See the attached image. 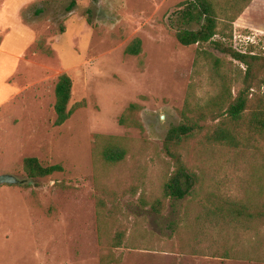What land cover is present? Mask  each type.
Listing matches in <instances>:
<instances>
[{"label": "rangeland", "instance_id": "374dc122", "mask_svg": "<svg viewBox=\"0 0 264 264\" xmlns=\"http://www.w3.org/2000/svg\"><path fill=\"white\" fill-rule=\"evenodd\" d=\"M72 1L0 0L2 79L23 56L10 78L18 94L0 109V174L23 181L0 185V264H264V222L244 235L198 220L215 208L264 209V134L238 149L203 135L183 143L199 183L185 199L164 196L174 169L164 140L182 122L197 50L171 28L185 0H75L69 9ZM242 14L250 28L235 30L230 44L247 52L264 45V0ZM135 38L142 52L127 54ZM64 73L73 81L72 114L57 126L55 86ZM196 92L204 93L199 85ZM216 122H202L203 133ZM97 134L121 138L125 159H97ZM29 156L63 171L30 179ZM120 231L123 246L115 247Z\"/></svg>", "mask_w": 264, "mask_h": 264}, {"label": "trees", "instance_id": "16d2710c", "mask_svg": "<svg viewBox=\"0 0 264 264\" xmlns=\"http://www.w3.org/2000/svg\"><path fill=\"white\" fill-rule=\"evenodd\" d=\"M97 1V0H92ZM253 0H185L178 4L171 16V28L180 44L197 45L192 85L182 110V122L173 125L164 140V151L173 161L170 178L164 185L166 198L185 199L194 195L199 177L193 172L181 150L183 143L199 135L209 144L238 149L247 145L249 137L264 134V45H251L247 52L234 49L230 41L234 37V23ZM76 5L73 0L69 6ZM195 25V26H194ZM224 54L220 57L208 48ZM142 40L133 39L126 53L139 55ZM230 57L232 60H227ZM234 61L239 64L234 63ZM204 93L199 95L196 86ZM73 81L66 73L58 77L55 86V125H63L71 116L69 108ZM196 98L198 99L196 101ZM136 108L131 104L127 111ZM124 114L120 122L123 123ZM197 117V118H196ZM207 120L217 121L209 126ZM126 144L111 135H95L94 156L109 164H116L127 156ZM24 171L28 178L36 180L63 171L60 164L45 165L39 158L24 159ZM27 184L26 186H28ZM135 193V191H134ZM162 204L153 202L152 208L161 211ZM199 217L209 226H237L243 234L256 230L254 223L264 222V209L252 206L242 208H215ZM221 229V230H222ZM125 233L120 231L113 238L115 247L123 246Z\"/></svg>", "mask_w": 264, "mask_h": 264}, {"label": "crops", "instance_id": "0c3cea01", "mask_svg": "<svg viewBox=\"0 0 264 264\" xmlns=\"http://www.w3.org/2000/svg\"><path fill=\"white\" fill-rule=\"evenodd\" d=\"M23 6V5H22ZM22 7L18 8L16 10V12L19 14L20 16V10H21ZM0 10L2 11V7H0ZM20 18V17H19ZM246 18H245V15L243 16V14L237 19V21L234 23V27H235V30H238L240 28H250L247 24H246ZM35 36V34L33 35ZM33 41H34V38H33ZM2 51L3 53H5V51L3 50H0ZM5 54H8V53H5ZM14 56V55H13ZM23 56L21 55H17L14 59L15 61H13V71L12 72H6V76L4 79H2V69L0 68V109H2V107H5L7 106L15 97L16 95L18 94V89H19V86L18 84L16 83H13V82H10V78L15 75V73L17 72L18 70V67L20 65V61L22 59ZM3 70L5 71L4 67H2ZM4 81H6L7 83L10 82L11 85H8V87H6L4 85ZM13 84V85H12ZM3 116L1 115L0 113V120H3ZM5 121V119H4Z\"/></svg>", "mask_w": 264, "mask_h": 264}, {"label": "water", "instance_id": "95a60500", "mask_svg": "<svg viewBox=\"0 0 264 264\" xmlns=\"http://www.w3.org/2000/svg\"><path fill=\"white\" fill-rule=\"evenodd\" d=\"M22 182L23 181L19 179L17 176H15L14 174H10V173L0 174V185H3V184L16 185Z\"/></svg>", "mask_w": 264, "mask_h": 264}]
</instances>
